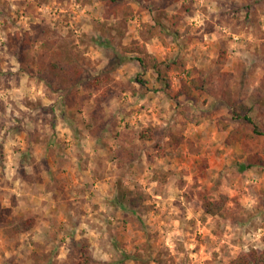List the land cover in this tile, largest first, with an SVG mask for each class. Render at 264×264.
Returning <instances> with one entry per match:
<instances>
[{"label": "clouds", "instance_id": "clouds-1", "mask_svg": "<svg viewBox=\"0 0 264 264\" xmlns=\"http://www.w3.org/2000/svg\"><path fill=\"white\" fill-rule=\"evenodd\" d=\"M0 264H264V0H0Z\"/></svg>", "mask_w": 264, "mask_h": 264}]
</instances>
